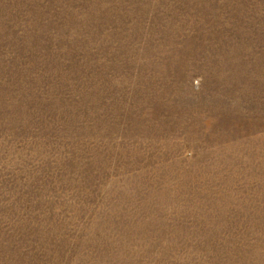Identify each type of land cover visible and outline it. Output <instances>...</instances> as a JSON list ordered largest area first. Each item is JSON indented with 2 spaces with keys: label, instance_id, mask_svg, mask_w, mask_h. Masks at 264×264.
Returning <instances> with one entry per match:
<instances>
[{
  "label": "rangeland",
  "instance_id": "rangeland-1",
  "mask_svg": "<svg viewBox=\"0 0 264 264\" xmlns=\"http://www.w3.org/2000/svg\"><path fill=\"white\" fill-rule=\"evenodd\" d=\"M0 264H264V0H0Z\"/></svg>",
  "mask_w": 264,
  "mask_h": 264
}]
</instances>
